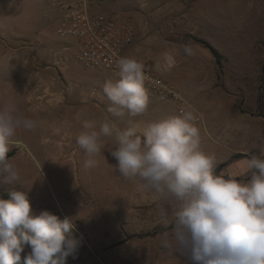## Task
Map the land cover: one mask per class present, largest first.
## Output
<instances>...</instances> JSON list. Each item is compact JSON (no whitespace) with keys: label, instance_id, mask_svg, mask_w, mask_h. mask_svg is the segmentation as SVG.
<instances>
[{"label":"rangeland","instance_id":"obj_1","mask_svg":"<svg viewBox=\"0 0 264 264\" xmlns=\"http://www.w3.org/2000/svg\"><path fill=\"white\" fill-rule=\"evenodd\" d=\"M139 4L122 0L99 8L126 18L138 11ZM146 11L153 16V36L183 45L184 62L176 68L189 79L186 87L170 80L172 76H162L193 108L201 150L216 157L215 171L229 161L221 173L246 179L250 175L246 161L264 150V0H152ZM61 20L62 12L47 0H0L1 46L28 60L31 68L51 65L56 75L55 81L41 83L0 70V109L12 105L35 122L32 129L16 132L19 146H12L8 158L19 179L3 184L0 175V198L10 199L11 190L25 191L37 214L47 210L61 220L72 218L75 227L69 235L81 246L66 264H193L187 256L170 254L160 245L159 234L170 231L171 224L165 228L150 193L119 174L109 153L117 145L115 134L103 138L96 166L84 167L89 157L76 138L86 121L97 129L106 120L120 129L128 125L110 113L109 106L96 112L74 105L70 92L87 90L86 79L103 74L114 78L87 68L73 49L64 50L74 46L58 35ZM188 35L207 41L217 53L190 41ZM59 55L68 59L74 74L58 66ZM69 79L83 81L76 86ZM38 93L53 98L39 102ZM149 111L148 117L130 116L132 123L141 128L142 121L179 115L173 105L157 97L150 98ZM164 207L171 221L173 207ZM29 252L26 247L18 264H25Z\"/></svg>","mask_w":264,"mask_h":264},{"label":"clouds","instance_id":"obj_2","mask_svg":"<svg viewBox=\"0 0 264 264\" xmlns=\"http://www.w3.org/2000/svg\"><path fill=\"white\" fill-rule=\"evenodd\" d=\"M115 81L103 92L111 101L108 111L117 117L146 112L150 98L143 64L123 56L115 63ZM190 111L181 110L143 129L135 124L120 129L106 120L97 129L86 121L76 143L89 157L92 168L104 147L105 137L116 136L109 153L126 180L151 194L167 229L159 234L162 248L187 256L193 264H264V150L246 161V179L215 172L216 157L201 150L200 130ZM35 122L8 105L0 109V175L3 184L19 179L8 158L18 129L30 130ZM0 198V264H18L26 247L25 264H66L76 258L80 241L69 234L72 218L61 220L45 210L33 211L28 193L11 190ZM164 205L173 207L172 219Z\"/></svg>","mask_w":264,"mask_h":264},{"label":"built area","instance_id":"obj_3","mask_svg":"<svg viewBox=\"0 0 264 264\" xmlns=\"http://www.w3.org/2000/svg\"><path fill=\"white\" fill-rule=\"evenodd\" d=\"M47 1L62 12L58 35L75 42L77 58L87 68L106 71L114 80L118 79L115 63L120 57H133L129 51L137 28L130 17L108 15L99 6L122 0ZM137 60L143 64L149 97H157L173 105L179 114L184 110L192 112L194 116L189 101L177 87L159 75L149 62Z\"/></svg>","mask_w":264,"mask_h":264},{"label":"crops","instance_id":"obj_4","mask_svg":"<svg viewBox=\"0 0 264 264\" xmlns=\"http://www.w3.org/2000/svg\"><path fill=\"white\" fill-rule=\"evenodd\" d=\"M138 1L140 3L139 8L137 9L138 11L128 16L132 19L137 28L134 42L130 47L129 53L131 54V56L141 61L143 60L149 62L153 69L159 75H164L167 77L172 76L173 79L170 80L174 81L178 85H181L182 87H186L187 81L189 79L184 78L181 71L176 68V64L178 62H184L183 51L181 49L183 45L177 44L175 42H168L167 40L162 41L158 36H153L151 32V21L153 20V16L149 13H146V10H148L150 8V5L152 4V0ZM68 42H71L74 47L69 46L64 48V50L73 49L75 54V42L72 40H68ZM9 49L11 48H7V46L2 47L0 44V70L4 69L7 75H14L16 77H20L21 79H39V82L41 83H47L50 79H52L53 81L56 80L54 68L51 67V65H48L47 68H31V64L28 60L20 58L17 54H10ZM55 62L60 68L64 69L65 72L74 74L68 62V59L65 56L59 55L58 58H55ZM69 80L76 86H78V84H81V82L83 81V79ZM108 80L115 81L114 79H107V76L105 74H103L102 76H94L91 79H86L83 85L88 84L89 90L84 89L79 94L76 91L70 92V96H72L75 101L74 105L77 107L87 106L86 108L92 109L91 111L96 110V112H101L104 106L110 107L111 101L103 92V85ZM46 94L47 93L37 94L39 102L47 98L51 101V98H53V96L45 97ZM87 96H90L92 100H86L85 97ZM150 114V111L148 113L145 112V117H148ZM159 114L161 116L166 115L165 113ZM120 118L125 122L126 125H129L130 122L132 123V120L127 113H125V115ZM142 122L143 124L139 129H143V127L147 124L145 121ZM135 125H137V123Z\"/></svg>","mask_w":264,"mask_h":264},{"label":"trees","instance_id":"obj_5","mask_svg":"<svg viewBox=\"0 0 264 264\" xmlns=\"http://www.w3.org/2000/svg\"><path fill=\"white\" fill-rule=\"evenodd\" d=\"M188 38L190 41L192 42H196L197 44L202 45L205 48L210 49L214 54L217 53L216 49L214 47H212L207 41L203 40V39H199L197 37H195L194 35H188ZM11 156V154H8V157ZM230 165V162H225L223 164H221L217 170L215 171L217 174H220L222 170H224L226 167H228ZM227 177V176H226ZM3 199H9L8 197H4Z\"/></svg>","mask_w":264,"mask_h":264}]
</instances>
